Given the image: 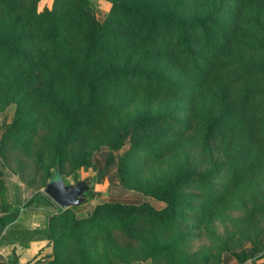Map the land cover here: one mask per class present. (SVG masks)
I'll return each instance as SVG.
<instances>
[{"label": "trees", "instance_id": "1", "mask_svg": "<svg viewBox=\"0 0 264 264\" xmlns=\"http://www.w3.org/2000/svg\"><path fill=\"white\" fill-rule=\"evenodd\" d=\"M43 1L0 0V157L30 187L92 169L112 191L26 231L0 179V234L46 240L45 264H209L200 237L264 264V0Z\"/></svg>", "mask_w": 264, "mask_h": 264}, {"label": "rangeland", "instance_id": "2", "mask_svg": "<svg viewBox=\"0 0 264 264\" xmlns=\"http://www.w3.org/2000/svg\"><path fill=\"white\" fill-rule=\"evenodd\" d=\"M92 2L97 7L100 16L105 15L109 11L110 3L106 0H92ZM50 4L51 0H45L41 2L40 7L44 5L49 6ZM7 114H11L10 108L8 109ZM2 118L3 117L0 115V121L2 120ZM14 168L15 165L13 163L7 165L0 157V179L4 182L7 199L12 205L10 208V212H16L18 215L17 218L8 226L11 227V229L15 228L26 231L40 228L41 225L44 224L47 216L55 212L57 206L59 207V205L54 202L56 206L39 204V207L35 209L26 208L24 204L28 201V199L39 193H45L44 186L41 185L42 183L38 178L37 182L34 183L33 187H30L23 178H20L18 176ZM63 180L66 184H74L75 182L80 180H88L89 190L86 193V200L82 204L73 208V212L77 216L86 215L91 211V209L96 203L108 200L110 198V193L112 189L107 185V179L101 173H98L95 170H76L74 172H71L69 175H64ZM149 200L154 203L153 200ZM155 205L159 204L155 203ZM214 228L219 234H222L225 231V227L221 223L214 224ZM20 230H15V232ZM4 237L5 235L0 234V250L2 248H5V252H7V259H5L4 256L0 255V264H45L46 261L50 260L53 256V254L50 252L51 246L48 245V242L46 240H44L47 242L46 246L40 249L39 253L35 255L31 260L27 262L21 259L18 260L15 254V250H17L19 252V256H21L23 253L22 248H26L31 241H37L29 240L32 238H36L37 235L30 237L29 234L25 235L22 233H16V238L7 239ZM211 240L212 239H210L209 237L195 238L194 240L190 241L188 245V250L190 252L201 251L202 253H210L215 258H218L216 260L211 259L209 261V264H239V262L233 255V252L224 250L219 252V249L217 248L208 249L210 247L217 246ZM14 243H19L21 247L17 244L18 246L16 249H11V245ZM36 243L34 246L38 247L39 249L42 245L39 242L37 244ZM4 244L8 245L6 246ZM236 251H238V249H236ZM262 261L264 260L260 259L259 262L262 263ZM71 264H74V262H72ZM127 264H135V262H129ZM138 264H150V262L149 260H140L138 261Z\"/></svg>", "mask_w": 264, "mask_h": 264}, {"label": "water", "instance_id": "3", "mask_svg": "<svg viewBox=\"0 0 264 264\" xmlns=\"http://www.w3.org/2000/svg\"><path fill=\"white\" fill-rule=\"evenodd\" d=\"M88 190V180L66 184L62 178L53 179L44 187L45 194L63 209L82 204Z\"/></svg>", "mask_w": 264, "mask_h": 264}, {"label": "crops", "instance_id": "4", "mask_svg": "<svg viewBox=\"0 0 264 264\" xmlns=\"http://www.w3.org/2000/svg\"><path fill=\"white\" fill-rule=\"evenodd\" d=\"M40 243L42 246L38 249V247H35L34 245H35V243ZM36 243V244H37ZM19 245V243H14V244H12L11 245V249H13L14 250V248L16 249L17 248V246ZM46 244H47V242L46 241H42V240H37V241H31L29 244H28V246L26 247V248H22L23 250V253H22V255L21 256H19V252L17 251V250H15L16 251V256H17V258H18V260H24V261H29V260H31L35 255H37L38 253H39V250L40 249H42L43 247H45L46 246ZM4 245H8V244H4ZM20 246V245H19ZM21 247V246H20ZM14 251V252H15ZM11 253V252H10ZM9 253V254H10ZM0 255L1 256H4L5 257V259H7V252H5V248H2L1 250H0ZM21 262V261H20Z\"/></svg>", "mask_w": 264, "mask_h": 264}, {"label": "built area", "instance_id": "5", "mask_svg": "<svg viewBox=\"0 0 264 264\" xmlns=\"http://www.w3.org/2000/svg\"><path fill=\"white\" fill-rule=\"evenodd\" d=\"M242 264H255V260L254 259H248Z\"/></svg>", "mask_w": 264, "mask_h": 264}]
</instances>
